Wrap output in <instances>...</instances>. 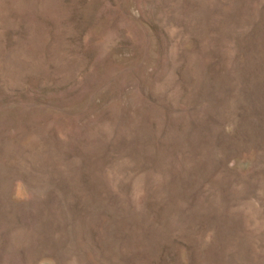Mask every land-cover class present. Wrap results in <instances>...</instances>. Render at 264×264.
<instances>
[{"label":"rangeland","instance_id":"374dc122","mask_svg":"<svg viewBox=\"0 0 264 264\" xmlns=\"http://www.w3.org/2000/svg\"><path fill=\"white\" fill-rule=\"evenodd\" d=\"M0 264H264V0H0Z\"/></svg>","mask_w":264,"mask_h":264}]
</instances>
